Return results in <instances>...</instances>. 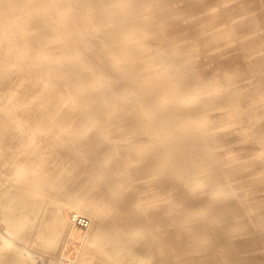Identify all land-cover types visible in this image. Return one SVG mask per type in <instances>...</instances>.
I'll list each match as a JSON object with an SVG mask.
<instances>
[{
	"label": "bare ground",
	"instance_id": "bare-ground-1",
	"mask_svg": "<svg viewBox=\"0 0 264 264\" xmlns=\"http://www.w3.org/2000/svg\"><path fill=\"white\" fill-rule=\"evenodd\" d=\"M207 1H209V0H185V3L182 5V7L175 8L176 6L175 7L173 6L171 0H139V1H136V0H0V65L2 66V68H4V70L3 69L1 70V74H0V100L3 97H5V98L7 97V99H8V97L11 96L12 93L13 94H14V92L16 93V91H14V89L12 88V84H13L12 79L14 77L13 75L15 74V69H16L14 67V64L16 66V64H19V63H16L17 62L16 59H15L16 62L13 61L14 59L12 57L14 55L11 57L10 54H14V51L12 53L11 48L23 47L24 49L27 50V49H29V47H31L30 50L32 49L37 55H39L40 56L39 58L41 59V61L44 60V61L49 62V69L48 70H50V75H53V73H54L55 76L62 78L63 83L67 84L66 90H64L62 93H61V91H62L61 90L60 91L61 94L57 95L58 97L55 96V93L52 94L57 98V101L55 99L56 103L54 102V100H52L53 98L50 99L49 97H47L48 94H46V97H47L46 100L47 101L50 100V102H51V100H52L55 104L63 103L64 101H68L65 103L70 104L72 101H71V99L69 101L68 98H73L74 99L73 101H75V102H76V99H80L84 102L85 108L88 107V108L94 109V112L92 111V113H91V111H90L87 113L88 116L85 114L86 116L84 117V120H82L84 122H80L79 120H81L82 118L81 119L79 118L78 121L80 123H82V127H80V126L75 127L74 126V127H71V129L68 131L69 133H67V132H66L67 134L64 133V134H66L65 136L67 138L64 136L62 139L59 140L56 137H53V138H56L57 140H59L58 141L59 144L62 143V141H66L67 142L66 144H69L68 148H70V152L73 155L74 162L76 164L82 163L78 159H76V157H86L91 161L92 168H93L92 173L99 183V189H100V192L103 194V198H104V199H102V197L100 195H98L101 198L97 199L99 197H96L95 195H93L91 200H86V202L83 204L85 207L84 208L81 205H79L76 200L68 198L66 196L63 197V201L65 204L67 203V206L69 204L70 206L75 208L76 211H80L82 213H84L83 211L85 210L86 213H88V214H86V213L85 214L88 216L90 215L89 216L90 224L85 227V228L88 227L90 230L89 234H87L88 238L84 235V237H86L88 239L87 244H86V246L82 244L83 246H85L84 250L82 249L83 254L80 256L77 255L79 257L80 263L86 264L87 258L89 256L91 257V255H94V256H92L93 258H91V259H95V256H96L97 259H95V261H93L94 264H128L127 261L123 260V258L118 259V260L115 259L116 261L113 262L114 260L111 258L113 260L112 261L109 257H111L113 254L115 255V253H117L116 251L123 250L124 247L126 250L125 254L127 255L129 253V255H130L131 252H134L139 247H141L142 250H147L148 247L149 248L151 247V249H152V246L155 247L157 244H159V243H157V244L155 243L157 236L155 234L156 229L153 225L155 223H160V225L163 224V226H164L165 223L177 222V220H176L177 218H176V215L174 212V201L173 202L168 201L166 203V205L164 207H162L160 209V211L157 213L154 211V207L152 205L150 208L148 206V209H145V207L141 208L142 207L141 205L145 202V200H148V193L147 192L138 193L139 191L134 192L131 190H135L134 186H132V185L136 184V185L140 186V187L138 186V188H137L135 185L136 189L142 191L143 187H145V185H144V182L140 181V179L147 182L150 180V178H152V176H155L154 174L158 173V175H160L162 173V171H164L162 164L163 163L165 164L166 161L170 162L171 167H172L176 163L175 157L177 158V156H176L177 154L180 156L179 158L181 161L183 159L184 161L187 162L189 171H194V170H197L199 168L201 169L202 166H204V169H207V171H208L207 172L208 174L205 175V178L208 179V181H209L208 184L212 186V189L222 191L229 198H230V196L234 197V199L232 198L233 201L235 200V201H237L236 203H238V204L240 203V205L244 206L246 214L250 216L249 217L250 219L252 218V221L257 219L258 209L259 210L263 209L262 208L263 206H260V205H262V203L264 202V199L255 198L254 194H253V197H250V198L247 197L248 192L246 193V191L248 188L251 189V187L248 186L251 183L247 185V183L250 182V180H248V182H246V179H245V181L241 180L243 175H244V174L242 175V172L240 170V167L242 166V165H240L241 159L243 158L242 155L243 156H244V154L250 155V153H252V151L251 152L246 151V150H250V149H248V148H251L249 146H248V148L245 146L246 149H242V145L243 144L247 145L248 143L245 144L244 141H243L244 143L239 141V146H241V147H239V149L241 148L240 149L241 151L244 150V152H242L244 154H241L240 157H242V158L240 159V157H239V161H237V164L234 162V164L232 163L233 164L232 166L223 164V159H225V157L222 158L223 156L220 153H222V152L224 153V151H222V150L220 151V150H218L219 148L215 147V146H217V145H215L218 143L217 141L221 140V139L217 140L218 136H220L219 138H222V136H223L226 139V136H224V132H223V130H226V129L223 128V130H222L221 128H218V129L222 130V131L220 130V132L217 131L218 130L217 128L213 129L214 125L218 124V123L213 124V123H215L213 121L215 119H217V117H218L217 121H219V119L220 120L222 118L225 119V117L229 115V114H227V110H224L223 112H222V110L220 111V108L217 107V104H218L216 102L217 100H211L209 98L204 100L201 98V96L198 95V98H199V100H201V103H200L199 108L198 109L196 108L197 111L199 110L198 113L200 112V113L204 114L205 116H208L210 119L212 117L213 123L212 122L211 123L213 125L208 122L209 123L208 128H211L210 125H212L213 130L207 129L206 128L208 126L207 124L205 125V124L199 123L200 120H198V122H188V123L186 122V125H187L186 127H190L192 129V131L189 134L191 137H193L194 139H202V138H208L209 139V140L201 141V144H198L196 146V147H199V149L202 148V150H199L197 148L196 150H194L193 152H190V153L183 152L181 150L183 147V143L178 140L177 133H176V131H174L175 128L172 126L173 123L174 124H176L177 122L180 123L179 121H177L175 119V116H177V115L188 116L190 113L193 112V108H189V106L187 105L186 99H184L185 98V95H184L185 92L182 91L178 86H176V84L184 82L187 79H188V81L189 80L191 81L190 83H192V82L196 83L199 81L204 82V81H207L208 78L213 76L219 80V84L221 86L217 85V87H219V88H217L215 91L213 90L212 93L218 92V94H220L222 96V90L225 91L224 92L225 96L234 102V105L230 110L235 111L237 108H241L244 110L243 114L240 115V113H239L237 115V117H239V118L234 117V118H237L235 120L236 122L239 121L238 119H241V121L238 122V125H237L238 127L234 126L233 128L242 127L241 122L245 120L243 122V124L246 123L244 125V127H246V125L249 126V127H247V131L243 127H242V129L239 128L240 130L244 131V132L242 131L244 137H245V134L246 135H249V134L252 135V133H253V135H254V133L255 134L257 133V136H256V139H257L258 134L264 133V132H260L261 130L264 131V128H263L264 127V121H261L263 119L259 120V118H260L259 116L261 114H263L261 112H263L262 110H264V108L262 107V104L264 106V103H263L264 102V80L260 79L262 77L264 78V76H263L264 74L262 75V72H264V0H240V2H241L240 4H235L231 8L230 7L225 8L223 11H221L216 16L215 21H212V22L209 19V17L207 16V12L204 10V8L203 9L202 8L194 9V11L191 14H189L190 10H191V9H189L190 7H193L194 5L197 6L199 4L204 6V5H206L205 2H207ZM212 1H215L216 3L221 2L220 0H212ZM246 2H249L250 4L253 5L252 13H248V14H252V16H250V17H246V15H241V11L243 10L244 4ZM46 3H48V5H46ZM50 3H51V5H49ZM148 4H150V5H148ZM141 5L147 6L145 14L147 16L153 18L156 21L157 26L158 25L161 26L162 24L164 25V24L172 23L174 26H176L174 28L176 33L178 32L180 34H185V35L188 33V34L193 35L191 37L192 42L191 41H184L185 43L191 42V43H188V45H186V44H183V42L180 43V42H177L175 40L174 41L172 40V42H171L170 38L166 35V33H163L162 36H158L156 34H150V32L155 29V28L153 29V27L151 30L143 33V35L140 34L135 29V27L132 23V21L134 19L128 18V17H129V14H132V13L138 11L139 8L141 7ZM152 5L153 6L158 5V8H153ZM232 11L234 12V14L231 16L230 12H232ZM234 16L239 19L238 22H232V19L234 18ZM247 18H252V19L248 20ZM99 21L101 23H106L107 30L105 31V35L102 39L101 45L95 46V45L89 43V38H90V34H92L94 32L95 24ZM213 22H215L214 25H212ZM212 28H214V29L211 30ZM3 32H4V34H3ZM146 33H148V34H146ZM173 34H175V33H173ZM1 35H3V37ZM2 39H6L7 43H9L11 48H8L9 46L6 47L5 45H8V44L3 42ZM179 39H181V38H179ZM179 39H177V40H179ZM188 40H190V37L188 38ZM223 47L224 48L225 47H231L232 48V52H231L230 56H228L227 54L220 53V51L222 50ZM17 51H18V49H17ZM33 51H30L31 53L29 52L30 55L33 53ZM74 51L78 52V54L75 53ZM57 52L60 53V54H58V56L61 55V57L59 56L58 59H55V58L51 59V57L55 56V54ZM27 53H28V51H27ZM19 54H21V51ZM27 55H29V54H27ZM129 55H135V59L132 62L127 61V60L134 58V57L128 58ZM16 56H17V54H16ZM26 57H25V59H26ZM32 57L33 56H31V58ZM183 57H186V61L183 63V67H185V66L187 67L188 65L189 66L186 69H184L181 72V74H188L189 76H186V75L177 76V75L170 73L169 70L175 66L174 61L176 62V64H177L176 67L178 68L179 62H182V59L185 60ZM80 58H82V59L80 60ZM29 59H30V57H29ZM20 60H21V58H20ZM22 60H24V59L22 58ZM54 60L57 62L58 66H59V62L61 63L60 67H58L55 64V66H57L60 69L57 70V68H55L54 65L51 64V62L53 63ZM82 60L85 61L83 63L84 65H82ZM223 60L226 61V63H222ZM38 61H40V60H38ZM19 62L21 63V61H19ZM25 63H27V62H25ZM143 66H145V68L151 67L152 70H156V71L152 72V70H151V71L147 72V74H145L143 72V74H140L139 77H138V75L133 74L134 71H137L138 69H142L141 67H143ZM22 68L19 67L20 70ZM227 68H230V73H225V69H227ZM34 69H32L33 72L31 70V73H33V74L35 73ZM4 71H6V73H4ZM190 71H192V72H190ZM21 72H22V70H21ZM23 72H24V69H23ZM36 73H37V71H36ZM253 73H255V75H253L251 77V74H253ZM28 74H30V73H28ZM17 76L15 74V77H17ZM175 76H177V78H175ZM20 77H21V75H20ZM23 78H25V77H23ZM28 78L29 77L27 76L25 79H28ZM39 78H40V76H39ZM16 79L17 78H15V80ZM3 80H4V82H3L4 84H1V81H3ZM18 80H19V78H18ZM37 81H38V79H37ZM55 81H57V80L55 79ZM234 82L235 83L237 82L238 84L236 83L237 85H234L233 84ZM25 83H27V81ZM18 85H20V84H18ZM21 85L24 86L26 84H21ZM63 85L64 84H62V86ZM199 85H197L196 87L198 88ZM208 85L201 86L200 88L206 89L205 86H208ZM187 86H189V85H187ZM20 87L18 86L17 88H20ZM17 88H16V90H17ZM23 88H25V86ZM185 88H187V87H185ZM59 89H60V87H59ZM189 89H190V87H189ZM207 89H208V87H207ZM214 89H215V87H214ZM20 90H22V89H20ZM25 90H26V88H25ZM28 90L29 89L27 88V91ZM49 91L51 92V90H49ZM190 91H193V90L191 89ZM20 92H21L20 94H24L25 91L23 92V90H22ZM45 93H48V91ZM16 94L14 95L15 97H16ZM197 94H199V93H196V95ZM27 95H28V93H27ZM27 95L25 94V96H27ZM49 95H50V93H49ZM18 97H19V95H18ZM205 97L207 98V96H205ZM21 98L23 99L24 97H22V95H21V97L19 99L21 100ZM179 98H180V100H179ZM220 99H222V98L220 97ZM20 100L18 103H20ZM23 100H21V101L23 102ZM43 100H45V99H43ZM8 101H9V99H8ZM25 101H27V100H24V102ZM2 102H1V104H3L5 101L3 103ZM11 103H13V102H11ZM1 104H0V106H1ZM6 104H7L6 108L5 107L3 108L4 111L0 110V147H2V146L6 147V146H9L10 144H12V146H14V144H16L15 147L21 146L22 150H24L23 146H25V149L29 146L28 144H27L28 146H26L25 142H26L27 136H29V135H27V133L30 132L31 130L28 129L29 131H26L27 128L30 127V126L28 127V125H27L29 123V121H28V123L26 122L27 124L24 123L27 125V127H26V125H25V127H23L20 124L23 123V120L24 121H27L28 119L30 120V118H28V109L29 108L25 107V109H23V111L20 112V115L22 116V119H23V120H21V119H19L20 115L19 116L17 115L18 119L15 118L16 116L13 117L14 114L16 115V113H14L15 110L17 109L16 112H18V110H20V108L19 109L14 108L15 110H14V112H13L14 114L12 116L11 113L5 111V109L8 111L10 110L9 108L7 109L9 104L8 103H6ZM20 104H18L17 106L19 107ZM214 104H215V107H217V109H219V110H217L219 112L211 111ZM2 106H4V105H2ZM25 106H27V105H25ZM29 106H30V104H29ZM29 106H27V107H29ZM43 106H45V105H43ZM13 107H10V108H13ZM21 107L23 108V105ZM30 107L33 108V106H30ZM46 107H47V104H46ZM51 107L49 108L50 110H51ZM55 107H57V105ZM73 107H75V105ZM261 107H262V109H261ZM36 108H38V105ZM36 108L34 107V109H36ZM67 108H68V105H67ZM41 109L39 110L40 112L46 108L44 107V109H42V110ZM82 109H84V107ZM86 109H85V111H86ZM52 111H54V110H52ZM63 111H65L66 113L60 114L59 117H57V118H59L58 120H61V123H60V121H58L59 123L56 125L57 126L56 128H58V125L59 126L61 124L64 125L65 122L68 123L66 120L67 114H69L70 112L71 113L69 114V116L72 114V112H73V114L71 116H74V114H75V112L71 110V107L68 111L69 113L67 112V110H63ZM259 111H260V113H259ZM31 112H29V113L31 114ZM40 112H38V113L40 114ZM45 112H44V114H45ZM224 112L226 113V115L224 114ZM49 113H51V112H49ZM39 114H38V116L48 115V114H45V115H43V114L39 115ZM77 114H78V111H77ZM223 114L225 115V117ZM256 114L257 115L260 114V115H258V117H254V115L257 116ZM106 115L108 116V118L106 117ZM109 115L112 118H114V116H115L114 119H116L117 124H118V125L114 126L116 128V132H109V134L105 135L104 137H98L97 135H86L85 134L86 132L83 131L84 127L85 128L92 127L91 129H94L95 132H100V131H103L104 129H111L113 127V125L108 124V121H106L108 119L110 120L111 117H109ZM222 115H223V117H222ZM232 115L233 114H231L229 121H230L231 117L233 118V116L235 114L233 116ZM105 118H107V119H105ZM35 119H33V120L35 121ZM40 119H41V117H40ZM255 119H258L259 121L255 120ZM36 120H39V118H37ZM127 120H130V121H127ZM39 121L41 122V121H43V119L39 120ZM113 121L114 120H112V122ZM226 122H228V118H227ZM109 123H110V121H109ZM231 123H233L235 125L233 120ZM37 125H38V121H37ZM37 125H35L36 128H37ZM43 126L45 127L44 124H43ZM43 126H41V127H43ZM64 126H62V127H64ZM120 126H121V128H120ZM122 126H125V127L127 126L128 132H130L129 128L131 129L132 127L136 126L134 130H132L133 128L131 129V131L133 133H129V134H137L139 131H141V129L139 127L142 126V127H144L145 130H148V132H147L148 136L147 137L150 136L149 137L150 139L148 138L149 140H147V142L143 139L141 140V141H143V145H144V148L142 146V148H143L142 149L143 151L141 150L142 153L136 152V154H137L136 156L141 158V159H139L140 162L138 164H136L137 170L135 169L136 173L139 175V177H137L138 175L136 176V174L134 172H132L130 169L127 170L128 172L131 171V174L127 173V174H130L129 175L130 177L128 176L130 181L134 175H135V178H137V179L139 178L138 182L137 181L134 182V178H132V182H131L132 185L128 184V183H130V181L127 180V175H124V173L127 171H125L124 173L118 172L114 165L108 164L107 161L104 160L105 157L110 155L111 151L116 146L112 140L114 134H117L118 132H120V133L125 132L126 129L123 128ZM261 126L263 129L261 128ZM41 127H39V128H41ZM45 128H47V126ZM252 128H254L256 130V132H253L254 129H252ZM47 129H45V131H47ZM239 129H238L239 133L237 134V136L240 134L241 137L240 136H238V137H240L239 139H241L242 133H240L241 131ZM251 129H252V132H251ZM42 130H44V129H42ZM42 130H40V131L42 132ZM231 130H229V131L231 132ZM248 130H250V131H248ZM34 131H36V130H34ZM61 131L62 130L60 129V131H58V133ZM213 131L218 132L217 137L214 136V139L217 138V139H215V142H213L214 139L212 138L213 137L212 136ZM235 131L236 130H234V132ZM128 132H125V133H128ZM210 132H212V133H210ZM221 132H223L222 135H220ZM232 132H231V134H232ZM34 133H37V132H34ZM42 133H40V134H42ZM62 133H59V134L63 135ZM43 134H45V133H43ZM59 134H58V136H61ZM210 134H212V135H210ZM228 134H225V135L228 136ZM34 135H36V137H38V139H39V137L41 138V136H42V135L37 136V134H34ZM237 136L235 138H237ZM231 137H232V135H231ZM30 138L32 139V137H30ZM33 138H34V136H33ZM42 138L45 139L44 137H42ZM243 138L241 140H244ZM34 139H32V140L35 141ZM38 139L36 140V142L37 141L42 142L41 140H38ZM46 139L48 141V139H50V138H46ZM225 139H223L224 142H225ZM229 139H230V136H229ZM259 139H263V138L259 137ZM238 140L233 139L232 143H231V139L228 140V137H227L225 143L228 146L231 145L230 146L231 148L229 147L228 149L234 148V142H236L235 144L238 145V143H237ZM51 141L52 140H50V143L54 142V141H52V142ZM149 141H151V142H149ZM152 141H153V143H152ZM257 141H259V140L257 139ZM260 141L256 142V148L255 149L259 148L257 150H260V148L264 144V142H263L264 140L261 141L262 143ZM224 142H221V143H223V145H224L225 144ZM63 143H65V142H63ZM146 143H147V145L148 144H150V145L147 147ZM213 143H215V144H213ZM259 143H260V145H259ZM36 144H38V143H36ZM40 145H43V147H44L45 146L44 141ZM63 145H65V144H63ZM200 145H204V147L203 146L200 147ZM221 145L222 144H220V146ZM67 146L68 145H66V147ZM9 147H11V146H9ZM41 147H39V148H41ZM235 147L237 148L236 145H235ZM33 148H35V147H33ZM77 148H79V150H76ZM7 149H8V147H7ZM225 149L226 148H224L223 150H225ZM251 149L254 150L253 148H251ZM1 150H2V148H1ZM1 150H0V176L2 175L4 177V175H5V177H7L8 182L7 183L5 182L4 184L0 183V207H4V208H1V210L4 209V214L2 213L3 214L2 219H4L8 223H11V221H13L14 217L16 216V213H15L16 212V210H15L16 204L8 207V200L11 197L13 198V196H17L18 197L17 199H19V200L22 199L21 201L24 200L25 205L26 204H28V205L29 204H39V203L41 205L42 204L41 203L42 198L44 197V195H46L45 192L48 193L49 192V191H47L48 188L49 189H51V188L48 187L47 190L44 189L43 185H46L44 183L46 181H48L49 177L46 180L44 179V176H42V174H41V172H43L42 171L43 169L41 170L40 166L39 167L37 166L38 167L37 171H38V169L41 170L40 172H38V174H41V175L36 174L35 171H34V173L33 172L31 173V171H30V170H32V168H34L37 165L38 161L36 163L34 162L35 165H33V167H32V163L35 159L34 160L31 159L30 162L33 160L32 163L30 164V162H29V164H28V165H31V169L30 170L26 169V167H28V168H30V167L26 166L27 163H25V162L27 160H29L31 158L30 156H33V154L26 156L29 153L24 151L26 153L24 159H26V157H30V158L27 160H24L25 162L23 161V159H21V161H23L26 164L25 165L23 163V165H25V168H24V170H22L21 168H23V167H21L19 164V168L20 167L21 168L18 169L17 171H15L16 168L13 169L14 166H11V164H12V161H14V159L17 158L19 151H17V152L12 151L11 153H8L9 152L8 151L7 152L8 154H6V153H3L4 150L3 151H1ZM27 151H28V149H27ZM35 151H37V150H35ZM44 151L48 152V149H47V151L43 150L42 151L43 153L40 152L41 154H43L42 155L43 157H44ZM241 151H239V152H241ZM262 151H264V150H262ZM24 152H23V154H24ZM245 152H248V153H245ZM253 152L256 153L255 151H253ZM259 152H261V151H259ZM33 153H34V150H33ZM38 154H39V152H38ZM194 154H198L200 159L205 158V159L209 160V162L206 160L207 163L204 162V164L206 163L205 164L206 166H208V164L210 163L209 167L206 168V166L202 163V161H204V160H202V159H201L202 161H199L198 159L196 160L195 158H198V156L196 155V157H194ZM225 154H226V152H225ZM251 155L254 156V157L252 156L254 159V158H256L257 154L254 155L252 153ZM37 156H33V158L37 157ZM47 156H45V157L47 158ZM225 156L227 157L228 155L226 154ZM36 159H38V157ZM253 159H252V161L254 163L258 162L257 160L255 161V159L254 160ZM39 160H41V159L39 158ZM44 160H45V158H44ZM252 161H251V163L248 161V163H250L249 166L252 164ZM211 163L215 164L216 166L213 164H212L213 165L212 166ZM238 163H240V164H238ZM21 164H22V162H21ZM40 164H42V163H40ZM201 164H203V165L200 166ZM246 164L244 163V166ZM38 165H39V163H38ZM48 165H50V164H48ZM237 165H239V166H237ZM259 165L261 166L262 164H259ZM15 166H18V165H15ZM44 167H46V166H44ZM179 167H180V165L175 167L174 169H177V171L182 174L181 171L183 170V168L180 169ZM258 167L259 166H257V168ZM257 168L255 167L256 170H257ZM261 168H263V167H261ZM261 168L259 167V169L257 171H261ZM25 169L27 171H29V172H27V174L25 172H23V171H26ZM208 169H210V170H208ZM255 169H254V167H252V170L255 171ZM49 170H47L46 172H49L51 174V172H50L51 170L50 171ZM52 170H53V168H52ZM132 170H134V169H132ZM20 171H22V174L23 173L24 174L23 175L21 174L20 175L21 177L19 178L18 176L20 174ZM183 173H185V171ZM46 174H48V173H46ZM50 174H48V176ZM245 175H247V174H245ZM3 179L5 180V178H3ZM182 179L186 183H185V185L183 184V186H180V188L183 187L182 188L184 190L183 195H186V198L188 199L189 202L192 203V205L196 206V204H199L201 206L200 207L201 210L204 209V211H206V210H209L212 208V207L210 208L211 204H214V202L218 203V201H215L216 200L215 198L212 200H208L207 199L208 196H206V198H204L205 196L203 197V196H200V194H199L200 197H195L193 192L195 190H197V187L193 184V182L190 181L188 176L186 177V174L182 176ZM258 179H259V177H258ZM46 183H49V181ZM253 184H254V182H253ZM127 185H129L128 186L129 188H130V186H132L131 188H133V189L129 190ZM46 186H45V188H46ZM215 186H219V187L215 188ZM191 191H193L192 194H191ZM252 193H254V192H252ZM206 194H208V193H206ZM249 194H250V190H249ZM197 196H198V194H197ZM134 197L135 198H141V200L138 199V201H135ZM14 198H16V197H14ZM99 200L102 202H105L104 204H102L103 206L100 205L101 210L99 209V207L95 208L96 205L100 204ZM261 200H263V202ZM226 201H227V199H226ZM56 203H54V204H56ZM139 203H141V204L139 205ZM230 203H234V202L229 201V204ZM225 204H226V206L230 207V205L228 203H225ZM215 205H217V204H214V206ZM60 206H62L61 203L58 207L60 208ZM217 207L220 208V206H217ZM67 209H65V206H64V209L62 207V209L57 208V210H56V208L53 209V207H52L51 210L48 209V211L43 215V218L41 221L42 226H40V230L38 232V234L41 236V240H42L41 243L49 244L50 242H53L54 240L56 241V238L59 237L58 235L61 232L63 233V231H64L63 229H64L65 225L67 223H70V221H71V220L67 221ZM214 209H215V207H214ZM221 209L226 210L225 205H222ZM215 210H217V209H215ZM215 210H210V211L212 212ZM220 210L215 211L214 216L210 215L212 217H211V219L209 218V222L207 221V223H206V224L210 223V225H211L210 227L214 228L216 231V233H214V234H217V235H222V234H220V232L218 230V229H220V225H219L220 223H218V221H217L218 217L223 215L222 213H219ZM263 210H262V213H263ZM68 211H70V210H68ZM233 211L235 212V210H233ZM237 211L238 210H236V212ZM260 212L261 211H258V214H259V216H260V214L262 216V213H260ZM151 213L153 214L152 217H151ZM240 213H242V215H244L243 214L244 212L241 211ZM209 214H211V213H209ZM225 214H226V212H225ZM93 215L95 216V218H93ZM241 216H240V219H241ZM226 217H228V216H226ZM235 217H236V215H235ZM153 218H155V219H153ZM232 218H234L233 213H232ZM51 219H53V221ZM91 219H92V222H91ZM262 219H263V216L261 217L260 220H262ZM220 220H221V218H220ZM226 220H228V219H226ZM229 220H230V218H229ZM245 220H246V217H245ZM223 221H221V222H223ZM237 221H239V220H237ZM240 221H243V219ZM259 222L260 221H258V223ZM22 223H23V220L21 218H19V220H17V222H16V226H19V228H21ZM171 223H169V229H170ZM239 223H241V222H239ZM242 223H243V225L240 229L245 228L246 225H248V223L245 224L246 223L245 221H243ZM251 223H253V222H251ZM258 223L256 225H258ZM174 224H176V223H174ZM222 224L223 223H221V226H223ZM261 224L262 223L260 222V225ZM72 225L76 226L73 223H72ZM166 225H168V224H166ZM166 225L163 228H167ZM228 225H230V224H228ZM191 226H193V225H191ZM191 226L185 228V230H184V233L186 234L185 251H188L190 253L198 251V252H200V254L198 253L200 257H203L204 254L206 256V253H204V249H206L207 245L208 246H209V244L211 245V243H209V240H208V239H211V238H209L210 235L204 233V230L207 226L205 227L202 223L201 226H203L205 228L203 230H201V228H203V227L200 226L201 228L199 230L197 229V231L192 230ZM194 226H196V225H194ZM236 226H237V224H236ZM76 227L78 228V226H76ZM260 227H261V230H259V231L264 230V229H262L263 226H260ZM70 228L72 229L73 227H70ZM172 228H174V226ZM193 228H195V227H193ZM254 228H255V226H254ZM79 229H80V227L78 228V230ZM221 229H222V227H221ZM230 229L232 230L233 228L230 227ZM78 230L76 229V231H78ZM86 230H88V229H86ZM172 230H174V229H172ZM242 230H244V229H242ZM255 230L258 231V229H255ZM176 231H178V230L176 229ZM233 231H232V233H233ZM253 232H254V230H253ZM169 233H170V231H169ZM172 233L176 234L173 231L170 233V235ZM260 233H263V231ZM63 234H65V233H63ZM68 234H69V232H68ZM200 234H202V236ZM76 235H77V233H75V236ZM81 235L83 237V234H81ZM176 235H178V234H176ZM228 235H229V233H228ZM258 235H260V234H258ZM258 235L256 237L257 239H258ZM134 236H135V238H134ZM254 236H256V235H254ZM174 237H175V235H174ZM249 237H251V236H249ZM262 237H264V235L263 236L261 235V237H259L258 240L262 239V241H264ZM171 238H173V236ZM215 238H217V237H215ZM218 238H219V236H218ZM240 238H241V236H240ZM7 240L8 239H6V238H4V240H2V241L0 240V248H4V250L8 251L13 246H11V244L8 243ZM77 240H78V238H77ZM83 240H82V242H83ZM164 240H166V239L164 238ZM168 240H166V241H168ZM76 242H78V241H76ZM79 242H80V240H79ZM250 242H251V240H250ZM254 242H255V240H254ZM168 243H170V242H168ZM257 243H260V241ZM260 244H259V246H260ZM162 245H163L162 246V248H163L166 245V243H165V245L164 244H162ZM79 246H81V245L79 244ZM212 246H214V245H212ZM218 246H219V244L217 245V247ZM263 246H264V243H263ZM160 247H161V245H160ZM173 247H175V246L173 245ZM245 247H247V246H245ZM167 248L169 249L170 247H165V250L164 249L163 250L166 251ZM218 249H219V247H218ZM223 249H222V251H223ZM260 249H261V247H260ZM160 250L162 251V249H160ZM207 250H206V252H207ZM245 250H247V249H245ZM81 251H78V252H81ZM113 251L115 253H113L111 256H109V254L112 253ZM154 251H156V249H154ZM164 251H163V253H164ZM212 251H214L215 253L218 252L217 249L212 250ZM261 251H263V250H261ZM120 252L121 253H119V252L118 253L122 254V251H120ZM149 252L153 253L152 250ZM170 252H173V250ZM210 253H208V254H210ZM238 253H240V252H238ZM0 254H1V252H0ZM153 254H155V252ZM223 254H224V252H223ZM6 255H5V253H3V255L0 256V263L1 264H2V261H4V260H7V264H28V261L26 258L14 257V256H10V255L6 256ZM225 255H226V253H225ZM155 256H157V255H155ZM210 256H211V254H210ZM221 256H222V254H221ZM171 257H172V255H171ZM214 257L212 258L213 260H214ZM217 257H215V258H217ZM58 258H59V256H58ZM115 258H116V255H115ZM251 258H252V256H251ZM263 258H261V260ZM161 260H163V259H161ZM220 261H221V259H220ZM90 262H91V260H90ZM157 262L158 261H156L155 263H157ZM204 262H207V261L204 260ZM257 262H258V259H257ZM41 263L46 264L45 261H43ZM49 264H59V263H55L54 261H50ZM64 264H72V263L70 261H67ZM159 264H164V262L163 263L159 262ZM171 264H172V262H171Z\"/></svg>",
	"mask_w": 264,
	"mask_h": 264
},
{
	"label": "rangeland",
	"instance_id": "rangeland-1",
	"mask_svg": "<svg viewBox=\"0 0 264 264\" xmlns=\"http://www.w3.org/2000/svg\"><path fill=\"white\" fill-rule=\"evenodd\" d=\"M136 1H139V0H136ZM172 1V4H173V6L175 7V8H178V7H182V5L185 3V0H171ZM221 2H215V1H212V0H209V1H207V2H205V4L206 5H204V6H202L201 4H199V5H194L193 7H190L189 9H191L190 10V13L189 14H191L193 11H194V9H199V8H204V10L207 12V16L209 17V19L211 20V22L212 21H215V18H216V16L221 12V11H223L225 8H228V7H233L235 4H240L241 2H240V0H220ZM52 2V1H51ZM46 5H48V3H46ZM49 5H51V3L49 4ZM148 5H150V4H148ZM152 7L153 8H158V5H152ZM146 9H147V6H144V5H141V7L139 8V10L138 11H136V12H134V13H132V14H129V17L128 18H132V19H134L133 21H132V23H133V25H134V27H135V29L140 33V34H142L143 35V33H145V32H147V31H149V30H151L152 29V27H153V29L154 30H152L151 32H150V34H156V35H158V36H162L163 35V33H166V35L170 38V41L172 42V40L174 41H177V42H180V43H182L183 42V44H186V45H188V43H191L192 42V36L193 35H191V34H180V33H176V31L174 30V28L176 27V26H174L172 23H170V24H160L161 26H157V23H156V21L153 19V18H151V17H149V16H147L146 14H145V11H146ZM242 10V9H241ZM252 10H253V5L252 4H250L249 2H246L245 4H244V8H243V10L241 11V15H246V17H250V16H252V14H248V13H252ZM234 14V12L232 11V12H230V15L232 16ZM248 20H250V19H252V18H247ZM153 21V22H152ZM239 21V19L237 18V17H235L234 16V18L232 19V22H238ZM215 24V22H213L212 23V25H214ZM234 24V23H233ZM155 26V27H154ZM97 29V30H96ZM214 28H212L211 30H213ZM107 30V28H106V23H101L100 21L99 22H97L96 24H95V26H94V32L92 33V34H90V38H89V43L90 44H93V45H95V46H99V45H101V43H102V39H103V37H104V35H105V31ZM175 31V32H174ZM168 32V33H167ZM173 33H175V34H173ZM3 34H4V32H3ZM146 34H148V33H146ZM177 34V35H176ZM2 37H3V35H1ZM177 36V37H176ZM175 37V38H174ZM190 37V40H188V38ZM179 38H181V39H179ZM177 39H179V40H177ZM3 40V42H5V43H7V41H6V39H2ZM184 41H191V42H184ZM8 45H5L6 47H8V48H11L10 47V45H9V43H7ZM14 47V46H13ZM21 48V49H20ZM30 48L31 47H29V49H24L23 47H15V48H11V50H12V53H13V51H14V54H10L11 55V57L14 59L13 61L14 62H16V63H19V64H16V66H15V64H14V67L16 68H14L15 69V74H16V76L17 77H15V74L12 76L13 77V79H12V88L14 89V91H16V93L14 92V94L12 93V95L11 96H9L8 97V99H9V101H8V99H7V97L5 98V97H3L1 100H0V104H1V102L3 101H5L6 103H8L9 105H8V107H7V109L9 108L10 110L8 111V110H6L5 109V111H7V112H9V113H11L12 114V116H13V114L14 113H16V115L14 114V116L13 117H15V118H17L18 119V117H17V115L19 116L20 115V112H22L23 111V109H25V107L26 108H29L28 109V118H30V120L28 119L27 121H24L23 119H22V116L20 115V117H19V119H21V120H23V123H21L20 125L21 126H23V127H25V125L28 123V121H29V123L27 124L28 125V127L29 128H27V130L26 131H29V130H31L30 132H28L27 133V135H29V136H27V139H26V142H25V145L26 146H28L26 149H25V146H23V149L24 150H22V147L21 146H16L15 147V145L16 144H14V146H12V144H10L9 146H11V147H9V146H6V147H4V146H2V147H0V150H1V148H2V150L1 151H3V153H6V154H8V153H11L12 151H15V152H17V151H19V153H18V156H17V158L16 159H14V161H12V164H11V166H14L13 167V169L14 168H16L15 169V171H17L18 169H20L21 167H23V168H21L22 170H24V168H25V163H27V165L26 166H29L30 168H28V167H26V169L27 170H30L31 169V165H28L29 164V162H30V160L31 159H35L34 161H33V163H32V161L30 162V164L32 163V167H33V165H35L34 164V162L36 163L37 161V165L34 167V168H32V170H30L31 171V173L33 172L34 173V171H35V173L36 174H38V172H40L42 169V171L44 172H41V174H42V176H44V179L46 180L48 177V181H49V183H46V182H48V181H46L44 184H48L47 186L46 185H43L44 186V189L45 190H47V188L48 187H50L51 189H49L48 188V190L47 191H49L48 193L47 192H45V194L46 195H44V197L42 198V204L40 205V203L39 204H24V200L23 201H21L22 199H17L18 197L17 196H13V198L11 197L9 200H8V207H10L11 205L13 206L14 204H16V216L14 217V219H13V221H11V223H8V222H6L4 219H2L3 218V214H4V209H2L1 210V208H4V207H0V240L2 241V240H4V238H6V239H8L7 240V242L8 243H10L11 244V246H13L10 250H4V248H0V252H1V254H0V256L1 255H3V253H5V255L6 256H14V257H23V258H26L27 259V261H28V264H39V263H41V262H43V261H45V263L46 264H49V262L50 261H54L55 263H59V264H64L65 262H67V261H70L72 264H84V263H80L79 262V257L78 256H80V255H82L83 254V250H84V247L86 246V244H87V238H88V235L87 234H89V232H90V230H89V228L87 227V228H85V227H80V229L78 230V228H79V226H78V228L76 227V226H74V225H72V223H71V221H70V217H69V215H70V212L71 211H73V210H75V208H73L72 206H70L69 204H68V206H67V203L65 204L64 203V201H63V197L64 196H66V197H68V198H71V199H74V200H76L77 202H78V204L79 205H81L82 207H84V203L86 202V200H91V198L93 197V195H95L96 197H99V198H97V199H100L101 197H102V199H104L103 198V194L100 192V189H99V183H98V181H97V179L94 177V175H93V168H92V163H91V161L88 159V158H86V157H76V159H78L80 162H82L81 164H76L75 162H74V157H73V155L71 154V152H70V148H68L69 147V144H66L67 142L66 141H62V143H58V141L60 140V139H62L67 133H69L68 131L71 129V127H82V123H80V122H84V121H82V120H84V117L87 115L88 116V112H90L91 111V113H92V111L94 112V109L93 108H88V107H86L85 108V104H84V102L82 101V100H80V99H76V102L78 103H76L75 101H73L74 99L73 98H68V100L70 101V99H71V103L70 104H68V103H65V102H68V101H64L63 103H58V104H55L56 103V101H57V98L56 97H58L57 95H59V94H61L64 90H66V88H67V84L66 83H63V80H62V78L61 77H58V76H55V74L53 73V75H50V70H48L49 69V62H47V61H41V59L39 58L40 56L39 55H37L32 49L30 50ZM16 51H15V50ZM17 49H18V51H17ZM20 51H21V54H19L20 53ZM24 51V52H23ZM27 51H28V53H27ZM30 51H33V55L31 54L30 55ZM30 52V53H29ZM75 53H77L78 54V52H76V51H74ZM231 52H232V48L231 47H223L222 48V50L220 51V53H222V54H227L228 56H230V54H231ZM17 54V56H16V54ZM23 53V54H22ZM19 54V55H18ZM27 54H29V55H27ZM58 54H60L59 52H57L56 54H55V56H52L51 57V59H58L59 58V56L61 57V55H59L58 56ZM16 56V57H15ZM21 56V57H20ZM27 56V57H26ZM31 56H33L32 58H31ZM35 56V57H34ZM58 56V57H57ZM25 57H26V59H25ZM29 57H30V59H29ZM57 57V58H56ZM117 57V56H116ZM115 57V58H116ZM132 57H134L133 59H130V60H127V61H129V62H132L134 59H135V55H129V57L128 58H132ZM20 58H21V60H20ZM22 58L24 59V60H22ZM185 60H183L182 59V62H179V65H178V68L176 67L177 66V64H176V62L174 61V63H175V66L173 67V68H171L169 71H170V73H172V74H174V75H177V76H179V75H181V76H183V75H186V76H189L188 74H181V72L184 70V69H186L187 67L185 66V67H183V63L186 61V57H183ZM15 59H16V61H15ZM19 59V60H18ZM50 59V60H51ZM82 58H80V60H81ZM28 60V61H27ZM32 60V61H31ZM38 60H40V61H38ZM19 61H21V63L19 62ZM23 61V62H22ZM30 61V62H29ZM52 61V60H51ZM50 61V62H51ZM191 61V60H190ZM13 62V63H14ZM25 62H27V63H25ZM85 61H83L82 60V65H84L83 63H84ZM25 63V64H24ZM178 63V62H177ZM222 63H226V61H224L223 60V62ZM34 64V65H33ZM51 64H53L54 65V67L55 68H57V70L58 69H60V68H58V67H60V65H61V63L59 62V66L57 65V62L54 60L53 61V63L51 62ZM55 64L58 66H55ZM20 65V66H19ZM30 65V66H29ZM28 66V67H27ZM34 66V67H33ZM19 67L20 68H22L21 70H22V72H23V69H24V72L22 73L21 72V70L19 69ZM25 67V68H24ZM32 67V68H31ZM27 68V69H26ZM35 68V69H34ZM142 69H138L137 71H134L133 72V74H135V75H138V77H139V75L140 74H143V72L145 73V74H147V72H149V71H151L152 70V68L151 67H148V68H145V66H143V67H141ZM4 70V68H2V66L0 65V74H1V70ZM32 69H34V71H35V73H36V71H37V73L34 75L33 73H31V70ZM259 69V68H258ZM20 70V71H19ZM26 70V71H25ZM29 70V71H28ZM52 70V69H51ZM154 71H156V70H152V72H154ZM18 74H17V73ZM20 72V73H19ZM32 72H33V70H32ZM190 72H192V71H190ZM4 73H6V71H4ZM28 73H30V74H28ZM41 73V74H40ZM225 73H230V68H227V69H225ZM21 75V77H20V75ZM28 74V75H27ZM40 74V75H39ZM264 74V72H262V75ZM25 75V76H24ZM40 76V78H39V76ZM253 75H255V73H253V74H251V77L253 76ZM29 77L28 79H25L26 77ZM31 76V77H30ZM42 76V77H41ZM177 76H175V78H177ZM264 76V75H263ZM23 77H25V78H23ZM58 79H57V78ZM262 77V76H261ZM15 78H17L16 80H15ZM18 78H19V80H18ZM179 78V77H178ZM37 79H38V81H37ZM55 79L58 81H55ZM260 79H262V80H264V78L262 77V78H260ZM36 80V81H35ZM52 80V81H51ZM61 80V81H60ZM22 81V82H21ZM27 81V83H25ZM4 82V80L3 81H1V84H4L3 83ZM17 82V83H16ZM189 82V83H188ZM191 81L189 80L188 81V79L186 80V81H184V82H181V83H177L176 84V86H178L182 91H184L185 92V98L184 99H186V102H187V105L189 106V108H193V112L192 113H190L188 116H182V115H177V116H175V119L177 120V121H179L180 123H176V124H172V126L175 128H173L174 129V131H176V133H177V136H178V140L180 141V142H182L183 143V147H182V151L183 152H185V153H190V152H193L194 150H196L197 148L199 149V147H196L198 144H201V141H204V140H209L208 138H202V139H194L193 137H191L189 134H190V132L192 131V129L190 128V127H186L187 125H186V122L188 123V122H198V120H200L199 121V123H201V124H207L208 126L206 127L207 129H210V130H213V129H215V128H221L222 130H223V128H225L226 130H223V132H224V136H226V139H227V137H228V140H230L231 139V143H232V140L233 139H239L240 137H241V135L239 134L238 136H240V137H238L237 136V134L239 133V131H238V129L240 128V129H242V127L243 128H245L246 129V131H247V127H249V126H247L246 125V127H244V125L246 124H243V122L245 121H242L241 123H242V127H239V128H237L238 126V122L239 121H241V119H238L239 121H235L237 118H239V117H237V115L240 113V115L241 114H243L244 113V110L243 109H241V108H237L235 111H232V110H230L232 107H233V105H234V102L231 100V99H228L226 96H225V94H224V92L225 91H223L222 90V96L220 95V94H218V92L217 93H212V91L214 90H216L217 88H219V87H217V85L218 86H221L220 84H219V80L216 78V77H213V76H211L210 78H208V80L207 81H202V82H196V83H190ZM206 82V83H205ZM202 83V84H201ZM237 83V82H236ZM235 82L233 83L234 85H237ZM18 84H20V85H18ZM21 84H26V85H24L25 86V88H26V90H25V88H23L24 86L23 85H21ZM52 86H51V85ZM57 84V85H56ZM60 84V85H59ZM62 84H64L63 86H62ZM180 84V85H179ZM199 85L198 86V88L196 87L197 85ZM209 84V85H208ZM20 87V88H17L18 86ZM29 85V86H28ZM187 85H189V86H187ZM204 85H208V86H205L206 87V89H207V87H208V89L206 90L205 88H200L201 86H204ZM213 85V86H212ZM51 86V87H50ZM187 87V88H185V87ZM59 87H60V89H59ZM184 89H183V88ZM189 87H190V89H189ZM194 87V88H193ZM214 87H215V89H214ZM16 88H17V90H16ZM27 88L30 90H28L27 91ZM49 88V89H48ZM51 88V89H50ZM54 88V89H53ZM56 88V89H55ZM20 89H22L23 90V92H24V94H20L21 92L20 91H22V90H20ZM58 89V90H57ZM193 90V91H190V90ZM198 89V90H197ZM48 91V93H45V92H47ZM49 90H51V92L49 91ZM62 90V91H61ZM197 92H196V91ZM200 90V91H199ZM204 90V91H203ZM211 90V91H210ZM27 91V92H26ZM60 91H61V93H60ZM188 91V92H187ZM199 91V92H198ZM30 92V93H29ZM58 92V93H57ZM191 92V93H190ZM199 93V94H197L196 95V93ZM202 92V93H201ZM208 92V93H207ZM27 93H28V95H27ZM49 93H50V95H49ZM55 93V96L54 95H52V94H54ZM205 93V94H204ZM16 94V97L14 96ZM25 94L27 95V96H25ZM45 94V95H44ZM46 94H48L47 95V97H49L50 99H52V100H54V102L51 100V102H50V100L49 101H47L46 99H47V97H46ZM204 94V95H203ZM218 94V95H217ZM224 94V95H223ZM18 95H19V97H18ZM21 95H22V97H24L23 99L24 100H27V101H25L24 102V100L21 98V100H23V102L19 99L20 97H21ZM198 95L199 96H201V98L202 99H211V100H217L216 102L218 103L217 104V107H219L220 108V111L222 110V112L224 111V110H227V114H229L228 116H226L225 117V115H226V111L224 112V117H225V119L224 118H222L221 120L219 119V121H217L218 120V117H217V119H215L214 121L212 120V117H211V119L208 117V116H205L204 114H202V113H198V111H197V109L199 108V106H200V103H201V100H199V98H198ZM29 96V97H28ZM188 96V97H187ZM197 96V97H196ZM205 96H207V98L205 97ZM15 97V98H14ZM28 97V98H27ZM220 97L222 98V99H220ZM27 98V99H26ZM31 100H30V99ZM13 101H12V100ZM43 99H45V100H43ZM55 99H56V101H55ZM16 100V101H15ZM19 100H20V103H18L19 102ZM29 100V101H28ZM178 100V99H177ZM179 100H180V98H179ZM82 101V102H81ZM2 102V103H3ZM4 102V103H5ZM11 102H13V103H10ZM27 102V103H26ZM31 102V103H30ZM48 102V103H47ZM1 104V108H0V110H3L4 111V107L6 108V103L5 104ZM24 103V104H23ZM26 103V104H25ZM47 104V107H46V104ZM52 103V104H51ZM264 103V102H263ZM16 104V105H15ZM18 104H20L21 106L23 105V108L19 105V107L17 106ZM29 104H30V106H33V108L32 107H30L29 106ZM55 104V105H54ZM60 104V105H59ZM84 106H83V105ZM262 104V103H261ZM2 105H4V106H2ZM25 105H27V106H29V107H27V106H25ZM37 105H38V108H36L37 107ZM43 105H45V106H43ZM50 105V106H49ZM57 105V107H55ZM67 105H68V108H67ZM72 105V106H71ZM75 105V107H73ZM14 106V107H13ZM43 106V107H42ZM53 108H52V107ZM59 106V107H58ZM81 106V107H80ZM84 107V109H82L83 107ZM10 107H13V108H10ZM34 107L37 109H34ZM44 107L47 109H44ZM51 107V110L49 109ZM56 109H55V108ZM70 107H71V110L72 111H74L75 112V114H74V116H71L72 114H73V112H72V114L69 116V114L71 113H69L68 111H69V109H70ZM77 107V108H76ZM79 107V108H78ZM217 107H215V104L213 105V108L211 109V111H214V112H216L217 110H219V109H217ZM262 107L264 108V106H263V104H262ZM262 107H261V109H262ZM14 108H20V110H18V112H16L17 111V109L15 110ZM44 109L43 111L45 112V114H48V115H45L44 114V112L43 111H39L40 109ZM73 108V109H72ZM197 108V109H196ZM13 111H12V110ZM31 109V110H30ZM41 109V110H42ZM49 109V110H48ZM75 109V110H74ZM78 109V110H77ZM85 109H86V111H85ZM14 110H15V112H14ZM30 110V111H29ZM33 110V111H32ZM52 110H54V111H52ZM63 110H67V112L69 113V114H67L66 116V120H67V122L68 123H66L65 122V126L63 125V124H61L62 126H64V127H62L61 125L59 126L58 125V128H56L57 126V124L59 123L58 121H60V123H61V120H58L59 118H57V117H59V115L60 114H63V113H66L65 111H63ZM78 111V114H77V111ZM84 110V111H83ZM89 110V111H88ZM260 110V109H259ZM32 111V112H31ZM40 112V114H43V115H45V116H38V112ZM80 111V112H79ZM196 111V112H195ZM263 112H261V113H263V114H258V115H260L259 117V120L260 119H263V120H261V121H264V110H262ZM14 112V113H13ZM29 112H31V114L29 113ZM43 112V113H42ZM48 112V113H47ZM49 112H51V113H49ZM195 112V113H194ZM217 112H219V111H217ZM231 112V113H230ZM18 113V114H17ZM80 113V114H79ZM90 113V114H91ZM108 113V112H107ZM259 113H260V111H259ZM10 114V115H11ZM35 114V115H34ZM37 114V115H36ZM39 114V115H40ZM82 114V115H81ZM86 114V115H85ZM89 114V115H90ZM110 114V113H109ZM231 114H235L234 116H233V118L231 117V119H230V121H229V118H230V116H231ZM30 115V116H29ZM34 115V116H33ZM223 115H222V117H223ZM257 115V114H256ZM258 115L257 116H255L254 115V117H258ZM35 119L36 117L37 118H39V120H42L43 119V121H39V120H36L35 119V121L32 119ZM40 117H41V119H40ZM46 119H45V118ZM73 117V118H72ZM106 117L108 118V116L106 115ZM109 117H111L110 115H109ZM234 117H237V118H234ZM262 117V118H261ZM72 118V119H71ZM79 118L81 119V120H79ZM107 118H105V119H107ZM114 118H115V116H114ZM114 118H110V120L108 119V120H106V121H108V124H110V125H113V127L111 128V129H104L103 131H100V132H95L94 131V129H91L92 127H87V128H85L84 127V129H83V131L84 132H86L85 134L86 135H97L98 137H104L105 135H107V134H109V132H116V128L114 127L115 125H118L117 124V121H116V119H114ZM132 118V117H131ZM227 118H228V122H226L227 121ZM57 119V120H56ZM254 119V118H253ZM33 120V121H32ZM47 122H46V121ZM80 122H79V121ZM112 120H114L113 122H112ZM211 120V121H210ZM223 120V121H222ZM225 120V121H224ZM232 120H233V122L235 123V125L233 124V123H231L232 122ZM255 120H258V119H255ZM258 120V121H259ZM37 121H38V125H37ZM109 121H110V123H109ZM127 121H130V120H127ZM126 121V122H127ZM215 122V123H213V122ZM247 121V120H246ZM253 121V120H252ZM27 122V123H26ZM125 122V123H126ZM210 124H217V125H214V128L212 127V125H210V127L211 128H208L209 127V123ZM212 122V123H211ZM24 123H26V124H24ZM36 123V124H35ZM63 123V122H62ZM124 123V124H125ZM229 123H231L230 125L227 124ZM237 123V124H236ZM30 124V125H29ZM37 125V128H36V126L35 125ZM41 124V125H40ZM43 124L45 125V127L47 126V128H45L44 126H43ZM78 124V125H77ZM88 124V123H87ZM240 124V123H239ZM27 125H26V127H27ZM33 125V126H32ZM40 125V126H39ZM226 125V126H225ZM41 127V126H43V127H41V128H39V127ZM234 126H237V127H235V128H233ZM62 127V128H61ZM123 128H125L124 130H125V132H128V130H127V126L125 127V126H122ZM135 127L136 126H134V127H132L131 129L132 130H134L135 129ZM62 130L61 132H59V133H62L63 135H61V134H59L58 133V131H60V129ZM120 128H121V126H120ZM140 129H141V131H139L137 134H129V133H133L132 131H131V129L129 128V131L130 132H128V133H125V132H118L117 134H114V136H113V138H112V140H113V142L115 143V148H113V150L111 151V153H110V155H108L107 157H105V161H107V163L108 164H112V165H114L115 166V168H116V170L118 171V172H121V173H124L125 171H127L128 169H130L132 172H134L135 174H136V176L138 175L137 173H136V167H137V165L136 164H138L140 161H139V159H141V158H139L138 156H136L137 154H136V152H140V153H142V149L144 148V145H143V141H141L142 139L143 140H145L146 142H147V140H149L150 138V136L149 137H147L148 136V130H145L144 129V127H139ZM213 128V129H212ZM261 128H262V126H261ZM260 128V129H261ZM264 128V127H263ZM262 128V129H263ZM29 129V130H28ZM39 129V130H38ZM42 129H44V130H42ZM45 129H47V131H45ZM139 129V130H140ZM221 129H218L217 131H219L220 132V130ZM228 129V130H227ZM232 129V130H231ZM239 129V130H240ZM252 129H254V128H252ZM252 129H251V132H252ZM259 129V130H260ZM34 130H36V131H34ZM40 130H42V132L43 133H45V134H43ZM57 132H56V131ZM221 130V131H222ZM229 130H231V132L233 131L234 132V130H236L234 133L232 132V134H231V132L229 131ZM40 131V132H39ZM45 131V132H44ZM217 131H213V135L212 134H210V135H212L213 137V139H214V136L215 137H217V134H218V132ZM238 131V132H237ZM241 132L240 133H242V131L243 130H240ZM248 131H250V130H248ZM258 131V130H257ZM34 132H37V133H34ZM47 132V133H46ZM67 132V133H66ZM215 132V133H214ZM223 132H221V134L220 135H222V133ZM227 132V133H226ZM244 132V131H243ZM253 132H256V130L254 129V131ZM260 132H264L263 130H261ZM31 133V134H30ZM40 133H42V134H40ZM56 133V134H55ZM64 133H66V134H64ZM210 133H212V132H210ZM230 135H229V134ZM259 133V132H258ZM34 134H37V136L39 135H42L41 136V138L39 137V139H38V137H36V135H34ZM58 134L59 135H61V136H58ZM147 134V135H146ZM225 134H228V136L227 135H225ZM34 136V138H33V136ZM46 135V136H45ZM231 135H232V137H231ZM237 136V138H235L236 136ZM255 135V136H254ZM254 135H253V133H252V135H246L245 134V137L243 136V133H242V138L244 139V140H241V139H239L238 140V145L237 144H235L236 142H234V150L233 149H228L231 145H227L225 142H226V139L222 136V138H219L220 136H218V139L217 138H215V139H217V140H219V139H221L220 141L221 142H224V140L223 139H225V146L223 145V143H221L220 141H217L218 143L217 144H215V143H213V144H215V145H217V146H215V147H217V148H219L218 150H222V151H224V153L222 154V153H220L223 157L222 158H224L225 157V159H223V164L224 165H229V166H232L233 164H234V162L237 164V161H239V157H240V155L241 154H244V153H242V152H244V150L243 151H241L240 149H239V147H241V146H239V141H241V142H245V144L246 143H248L247 145H244L243 143V145H242V149H246V147L248 148V146L249 147H251V148H253L254 150H252L251 148H248V149H250V150H246V151H252V153L254 154V155H256V158H254L255 159V161L257 160L258 162L256 163H254L253 161H252V159H253V155H251L252 153H250V155H246V154H244V156L242 155V157H240V159H241V164L240 163H238V164H240V165H242L241 167H240V170H241V172H242V175H243V177H242V179L241 180H243V181H245V179H246V182H248V180H250V182H248L247 183V185L248 184H250V185H248V186H250L251 187V189L250 188H248L247 189V191H246V193L248 192V196L247 197H253V194H254V197L255 198H259V199H264V151H262V150H264V144L262 145V149L260 148V150H257V149H259V148H257V149H255L256 148V142H259L260 140L261 141H263L264 140V133H261V134H258V137H257V139L259 140V141H257V139H256V136H257V133L255 134L254 133ZM260 135V136H259ZM229 136H230V139H229ZM29 137V138H28ZM30 137H32V139H34L35 141H33ZM42 137H44L45 139H43ZM53 137H56L57 139H59V140H57L56 138H53ZM59 137V138H58ZM66 137V136H65ZM259 137H262L263 139H259ZM46 138H50V139H48V141H47V139ZM52 138V139H51ZM67 138V137H66ZM146 138V139H145ZM149 138V139H148ZM31 139V140H30ZM41 140L42 142H39V141H37L36 142V140ZM215 139H214V141L213 142H215ZM46 140V141H45ZM50 140H52V141H54V142H52V143H50ZM57 140V141H56ZM223 140V141H222ZM246 140V141H245ZM28 141V142H27ZM43 141H44V147H43V145H40V144H42L43 143ZM60 141V142H61ZM141 143H140V142ZM144 141V142H145ZM260 141V142H261ZM63 142H65V143H63ZM149 142H151V141H149ZM148 142V143H149ZM264 142V141H263ZM36 143H38V144H36ZM40 143V144H39ZM47 143V144H46ZM152 143H153V141H152ZM262 143V142H261ZM28 144V145H27ZM32 144V145H31ZM63 144H65V145H63ZM145 144V143H144ZM219 144V145H218ZM220 144H222L221 146H220ZM258 144V143H257ZM37 147H36V146ZM63 145V146H62ZM66 145H68L67 147H66ZM146 145H147V143H146ZM150 144H148L147 145V147L149 146ZM235 145L237 146V148L239 149H237L236 147H235ZM259 145H260V143H259ZM35 147V148H33V147ZM41 147V148H39V147ZM142 146H143V148H142ZM201 146H203L204 147V145H200V147ZM246 146V147H245ZM258 146V145H257ZM7 147H8V149H7ZM207 147V146H206ZM233 147V146H232ZM245 147V148H244ZM20 148V149H19ZM146 148V147H145ZM209 148V147H208ZM224 148H226L225 150H223ZM231 148V147H230ZM236 148V149H235ZM16 149V150H15ZM27 149H28V151H27ZM40 149V150H39ZM42 149V150H41ZM47 149H48V152H45L44 151V157L42 156L43 154H41V153H43L42 151L43 150H46L47 151ZM207 149V148H206ZM21 150V151H20ZM32 152H31V151ZM33 150H34V153H33ZM35 150H37V151H35ZM39 150V151H38ZM76 150H79V148H77ZM142 150V151H141ZM199 150H202V148L201 149H199ZM238 150V151H237ZM9 151V152H8ZM24 151H26V152H28L27 154L28 155H26V153L24 152ZM239 151H241V152H239ZM253 151H255L256 153H254ZM259 151H261V152H259ZM8 152V153H7ZM23 152H24V154H23ZM31 152V153H30ZM38 152H39V154H38ZM41 152V153H40ZM91 152V151H90ZM225 152H226V154L228 155L227 157L225 156L226 154H225ZM259 152V153H258ZM48 153V154H47ZM245 153H248V152H245ZM33 154V156H37L38 157V159H36L37 157H34L33 158V156H30V157H26V159H24V157H25V155L26 156H29V155H32ZM37 154V155H36ZM200 154V153H199ZM48 155V156H47ZM139 155V154H138ZM196 155L198 156V158H195L196 160L198 159L199 161H202V160H204V161H202V163L204 164V162H206V160L207 159H205V158H199V155L198 154H194V157H196ZM43 158H42V157ZM45 156H47V158L45 157ZM177 156V158L175 157V160H176V163L171 167V163L170 162H168V161H166V163L164 164H162V167H163V169H164V171H162V173L160 174V175H158V173L157 174H154L155 176H152V178H150V180L149 181H143L142 179H140V181L141 182H144V185H145V187H143V190L142 191H140V190H138V189H136V187L138 188V186L139 185H136V184H133L132 185V178H134V182L135 181H137L138 182V180H139V178L137 179V178H135V175L131 178V181L129 180V175L131 174V171L130 172H125L124 173V175H127V180H129L130 181V183H128L129 185L131 184L132 186H134V188H135V190H131V189H133V188H131L132 186H130V188L128 187L129 185H127V187L129 188V190H131V191H134V192H138V193H145V192H147L148 193V200H145V202L141 205L142 207L141 208H143V207H145V209H148V206H149V208L151 207V205L154 207V211L155 212H159L160 211V209L162 208V207H164L165 205H166V203L168 202V201H171V202H173L174 201V212H175V215H176V220H177V222H169V223H171L170 224V229H169V223H165L164 224V226H163V224L162 225H160V223H155L153 226L155 227V231H156V236H157V238H156V240H155V243L157 244V243H159V244H157L155 247L154 246H152V249H151V247L149 248H147V250H142L141 249V247H139L137 250H135L134 252H131L130 253V255H129V253L126 255L125 253H126V250H125V247L123 248V250H119V251H116L117 253H115L114 251L112 252V253H110L109 254V256H111L113 253H115V255H116V258H115V255L112 257H109L113 262H115L116 260H118V259H122L123 258V260L124 261H127V263L128 264H159V262L161 263H163L164 262V264H171V262H172V264H264V246H263V243H264V241H262V239H260V240H258L259 239V237H261V235L263 236L264 234V230H262L263 231V233H260V232H262V231H259V230H261V227L260 226H263L264 227V202H263V200H261L263 203H262V205H260V206H263L262 208L263 209H261V210H259L258 209V211H261L260 213H262V210H263V213H262V216H263V219L262 220H260L261 219V214H260V216H259V214H258V211H257V219H255V220H253L252 221V218L250 219L249 217V215H247L246 214V212H245V208H244V206H242V205H240V203L238 204V203H236L237 201H233V199H234V197H231L230 196V198L228 197V196H226L222 191H218V190H215V189H212V186L211 185H209L208 184V179L207 178H205V175H207L208 173V171H207V169H204V166H202L203 164H201L200 166H202V168L200 169H197V170H194V171H189L188 170V164H187V162L186 161H184L183 159H182V161L180 160V156L177 154L176 155ZM249 156V157H248ZM253 156V157H252ZM138 157V158H137ZM193 157V158H194ZM201 157V156H200ZM252 159H251V158ZM30 158V159H29ZM39 158L41 159V160H39ZM44 158H45V160H44ZM104 158V157H103ZM21 159H23V161L24 160H27V159H29V160H27L25 163L23 162V161H21ZM253 159V160H254ZM103 160V161H104ZM19 161V162H18ZM208 162H209V160H207ZM248 161L251 163V161H252V164L249 166V164L250 163H248ZM14 162V163H13ZM17 162V163H16ZM21 162H22V164H21ZM44 162V163H43ZM46 162V163H45ZM49 162V163H48ZM168 162V163H167ZM261 162V163H260ZM23 163L25 164V165H23ZM38 163H39V165H38ZM40 163H42V164H40ZM170 163V164H169ZM207 163V162H206ZM205 163V164H206ZM233 163V164H232ZM244 163L246 164L245 166H244ZM19 164H20V168H19ZM48 164H50V165H48ZM204 164V165H205ZM210 164V163H209ZM209 164H208V166H206V168H208L209 167ZM213 163H211V165H212ZM254 164V165H253ZM257 164V165H256ZM259 164H262L261 166L259 165ZM15 165H18V166H15ZM136 165V166H135ZM180 165V169L181 168H183V170L181 171L180 169V171L182 172V174L180 173V172H178L177 171V169H174L175 167H177V166H179ZM213 165H215V164H213ZM212 165V166H213ZM253 165V166H252ZM40 166L41 168V170H39L38 169V171H37V168ZM44 166H46V167H44ZM48 166V167H47ZM211 166V167H212ZM216 166V165H215ZM237 166H239V165H237ZM257 166H259L260 168L261 167H263V168H261V171H257L258 169H259V167L257 168ZM243 167V168H242ZM252 167H254V169H255V167L257 168V170L255 169V171L254 170H252ZM52 168H53V170H52ZM25 169V170H26ZM51 171H50V170ZM132 169H134V170H132ZM136 169V170H135ZM23 171V172H25L26 174H27V172H29V171ZM47 170H49L50 172H51V174L49 173V172H46ZM160 170V169H159ZM166 170V171H165ZM208 170H210V169H208ZM37 171V172H36ZM185 171V173H183ZM257 171V172H256ZM46 173H48V174H50L49 176H48V174H46ZM127 173H130V174H127ZM251 173V174H250ZM22 174V171H20V174H19V178L21 177L20 175ZM24 174V173H23ZM22 174V175H23ZM41 174H38V175H41ZM45 174V175H44ZM186 174V177L188 176L189 177V179H190V181L191 182H193V184L197 187V190H193V191H191V194H192V192L194 193V195H195V197H200V196H205L204 198H206V196H208L207 197V199L208 200H212V199H216L215 201H218V203L217 202H214V204H217V205H215L214 206V204H211V206H210V208L211 209H209V210H206V211H204V209H202L201 210V206L199 205V204H196V206L195 205H192V203L191 202H189L188 201V199L186 198V195H183V193H184V190L182 189L183 187H181L180 188V186H183V184L185 185V181H183V179H182V176L183 175H185ZM245 174H247V175H245ZM262 174V175H261ZM261 175V176H260ZM25 176V175H24ZM41 176V177H42ZM129 176V177H128ZM3 176L1 175L0 176V183H2V184H4L5 182L7 183L8 182V180H7V177H5V175H4V177L3 178H5V180L2 178ZM40 177V176H39ZM46 177V178H45ZM137 177H139V175L137 176ZM258 177H259V179H258ZM44 180V181H45ZM133 182V183H134ZM253 182H254V184H253ZM51 184V185H50ZM253 184V185H252ZM135 185H136V187H135ZM45 186H46V188H45ZM140 187V186H139ZM216 187H219V186H215V188ZM127 188V189H128ZM249 190H250V194H249ZM253 190V191H252ZM215 191V192H214ZM254 192V193H252V192ZM176 192V193H175ZM197 192V193H196ZM182 193V194H181ZM196 193V194H195ZM202 193V194H201ZM204 193V194H203ZM206 193H208V194H206ZM197 194H198V196H197ZM199 194H200V196H199ZM98 195H100V196H98ZM252 195V196H251ZM54 196V197H53ZM14 197H16V198H14ZM228 197V198H227ZM211 198V199H210ZM233 198V199H232ZM16 199V200H15ZM138 199L139 200H141V198H135L134 197V200L135 201H138ZM226 199H227V201H226ZM229 199V200H228ZM133 200V201H134ZM100 201V200H99ZM221 201V202H220ZM229 201L231 202H234V203H230L229 204ZM57 202V203H56ZM54 203H56V204H54ZM60 203H61V205L62 206H60V208L58 207L59 205H60ZM81 203V204H80ZM105 202H102V201H100V204H98V205H96L95 206V208H98L99 207V209L101 210V208H100V205L101 206H103L102 204H104ZM142 203V202H141ZM141 203H139V205L141 204ZM221 203V204H220ZM225 203H228L229 205H230V207H228V206H226V204ZM65 204V205H64ZM219 204V205H218ZM235 206H234V205ZM261 204V203H260ZM55 205V206H54ZM65 206V209H67V221H70V223H67L66 225H65V227H64V231H63V233H65V234H63L62 232L58 235L59 237H57L56 238V241L54 240L53 242H50L49 244H47V243H45V244H43V243H41L42 242V240H41V236L38 234V232H39V230H40V226H42V223H41V221H42V218H43V215L48 211V209L49 210H51L52 209V207H53V209H55L56 208V210H57V208L58 209H62V207H63V209H64V206ZM106 205V204H105ZM199 205V206H198ZM222 205H225V208H226V210L225 209H221V207H222ZM67 206V207H66ZM215 207V209H217V210H220V212L219 213H222L223 215L222 216H220V217H218V219H217V221H218V223H220L219 225H220V229H218L219 230V232H220V234H222V235H217V234H214V233H216V231H215V229L214 228H211L210 226V223H208V224H206L207 223V221L209 222V218L211 219V217L212 216H210V215H213L214 216V212L215 211H217V210H215L214 209V207ZM217 206H220V208L219 207H217ZM55 207V208H54ZM72 207V208H71ZM85 208V207H84ZM219 208V209H218ZM229 208V209H228ZM233 208V209H232ZM68 210H70V211H68ZM210 210H215V211H210ZM233 210H235V212H236V210H238L236 213L233 211ZM147 211V210H146ZM226 212V214H225V212ZM233 211V212H232ZM244 212L243 214L244 215H242V213H240V212ZM18 212V213H17ZM84 213H86V211L84 210L83 211ZM229 212V213H228ZM3 213V214H2ZM69 213V214H68ZM209 213H211V214H209ZM232 213H233V217L234 218H232ZM18 214V215H17ZM86 214H88V213H86ZM236 215V217H235V215ZM242 216H241V215ZM152 213H151V217H152ZM90 216V215H89ZM226 216H228V217H226ZM231 216V217H230ZM240 216H241V219H240ZM248 216V217H247ZM223 217V218H222ZM245 217H246V220H245ZM19 218H21L22 220H23V223H22V227L21 228H19V226H16V222H17V220H19ZM93 218H95V216L93 215ZM220 218H221V220H220ZM229 218H230V220H229ZM249 218V219H248ZM153 219H155V218H153ZM226 219H228V220H226ZM243 219V221H245L246 223L245 224H247L248 223V225H246V227L245 228H242V229H244V230H242V229H240L241 227H242V225H243V221H240V220H242ZM248 219V220H247ZM259 219V220H258ZM52 221H53V219H51ZM224 220V221H223ZM237 220H239V221H237ZM250 220V221H249ZM95 221V220H94ZM221 221H223V222H221ZM236 221V222H235ZM258 221H260L262 224L260 225V222L258 223ZM91 222H92V219H91ZM229 222V223H228ZM239 222H241V223H239ZM251 222H253V223H251ZM174 223H176V224H174ZM200 223V224H199ZM203 223V225L206 227H203V226H201V224ZM221 223H223L222 225L223 226H221ZM230 224V225H228V224ZM239 223V224H238ZM250 223V224H249ZM258 223V225H256ZM15 224V225H14ZM166 224H168V225H166ZM233 224V225H232ZM236 224H237V226H236ZM252 224V225H251ZM165 225H166V227L167 228H163V227H165ZM191 225H193V226H191ZM194 225H196V226H194ZM225 225V226H224ZM39 226V227H38ZM152 226V227H153ZM174 226V228H172ZM189 226H191L192 227V230H196L197 231V229L199 230L201 227H203V228H201V230H203L204 228H205V230H204V233L205 234H208V235H210V237L209 238H211V239H208L209 240V243H211V245L209 244V246L207 245V247H206V249H204V253H206V256H205V254L203 255V257H200L199 256V254H200V252H198V251H195V252H188V251H185V248H186V234L184 233V230H185V228H187V227H189ZM199 226V227H198ZM201 226V227H200ZM227 226V227H226ZM236 228H235V227ZM240 226V227H239ZM248 226V227H247ZM250 226V227H249ZM254 226H255V228H254ZM258 226V227H257ZM70 227H73L72 229L70 228ZM193 227H195V228H193ZM210 227V228H209ZM221 227H222V229H221ZM230 227L231 228H233L232 230L230 229ZM257 227V228H256ZM262 227V229H264ZM39 228V229H38ZM160 228V229H159ZM174 229V230H172V229ZM227 228V229H226ZM238 228V229H237ZM76 229L79 231H76ZM86 229H88V230H86ZM162 229V230H161ZM176 229L178 230V231H176ZM255 229H258V231L257 230H255ZM85 230V231H84ZM168 230V231H167ZM227 230V231H226ZM234 230V231H233ZM242 230V231H241ZM248 230V231H247ZM251 230V231H250ZM253 230H254V232H253ZM37 231V232H36ZM88 231V232H87ZM169 231H170V233L171 232H173L174 231V233H176V234H178V235H176V234H171L170 235V233H169ZM208 231V232H207ZM213 231V232H212ZM223 231V232H222ZM232 231H233V233H232ZM257 231V232H256ZM68 232H69V234H68ZM74 232V233H73ZM163 232V233H162ZM166 232V233H165ZM168 232V233H167ZM178 232V233H177ZM242 232V233H241ZM245 232V233H244ZM252 232V233H251ZM75 233H77V235L75 236ZM86 233V234H85ZM162 233V234H161ZM210 233V234H209ZM212 233V234H211ZM228 233H229V235H228ZM236 233V234H235ZM245 235H244V234ZM251 233V234H250ZM257 233V234H256ZM71 234V235H70ZM81 234H83V237H82V235ZM168 236H167V235ZM225 236H224V235ZM253 234V235H252ZM258 234H260V235H258ZM39 235V236H38ZM73 235V236H72ZM84 235L87 237H84ZM165 235V236H164ZM172 237L173 236V238H171L170 236ZM174 235H175V237H174ZM201 236H202V234H200ZM231 235V236H230ZM235 235V236H234ZM237 235V236H236ZM254 235H256V236H254ZM257 235H258V239L256 238L257 237ZM61 236V237H60ZM80 236V237H79ZM162 236V237H161ZM218 236H219V238H218ZM240 236H241V238H240ZM246 236V237H245ZM249 236H251V237H249ZM133 237V236H132ZM131 237V238H132ZM213 237V238H212ZM215 237H217V238H215ZM227 237V238H226ZM230 237V238H229ZM60 238V239H59ZM77 238H78V240H77ZM81 238V239H80ZM84 240H83V239ZM134 238H135V236H134ZM164 238L166 239V240H168L169 238L171 239H169L168 241H166V240H164ZM222 238V239H221ZM225 238V239H224ZM247 238V239H246ZM253 240H252V239ZM255 238V239H254ZM263 238V240H264V237H262ZM86 239V240H85ZM133 239V238H132ZM236 239V240H235ZM251 240V242H250V240ZM79 240H80V242H79ZM82 240H83V242H82ZM159 240V241H158ZM162 240V241H161ZM173 240V241H172ZM219 242H218V241ZM238 240V241H237ZM240 240V241H239ZM254 240H255V242H254ZM76 241H78V242H76ZM86 241V242H85ZM158 241V242H157ZM166 241V242H165ZM214 241V242H213ZM223 241V242H222ZM260 241V243H257V242H259ZM164 244L165 245V243H166V245L162 248V244ZM168 242H170V243H168ZM173 242V243H172ZM240 242V243H239ZM247 242V243H246ZM76 243V244H75ZM43 244V245H42ZM79 244L81 245V246H79ZM85 245V246H83V245ZM219 244V249H218V247H217V245ZM255 244V245H254ZM259 244H260V246H259ZM42 245V246H41ZM46 245V246H45ZM160 245H161V247H160ZM173 245L175 246V247H173ZM212 245H214V246H212ZM225 245V246H224ZM230 245V246H229ZM233 245V246H232ZM236 245V246H235ZM83 246V247H82ZM172 246V247H171ZM211 246V247H210ZM222 246V247H221ZM227 246V247H226ZM245 246H247V247H245ZM254 246V247H253ZM257 248H256V247ZM259 246V247H258ZM263 246V247H262ZM165 247H170L169 249L167 248V250L166 251H164L165 250ZM250 247V248H249ZM260 247H261V249H260ZM81 248V249H80ZM211 248V249H210ZM223 249V251H222V249ZM234 248V249H233ZM253 248V249H252ZM83 249V250H82ZM154 249H156V251H154ZM160 249H162V251L160 250ZM164 249V250H163ZM175 249V250H174ZM208 249V250H207ZM215 249H217V251L219 252H217V253H215L214 251H212V250H215ZM229 249V250H228ZM245 249H247V250H245ZM82 250V251H81ZM140 250V251H139ZM152 250V252L154 251L155 252V254H153V253H151V252H149V251H151ZM169 250V251H168ZM173 250V252H170V251H172ZM206 250H207V252H206ZM261 250H263V251H261ZM78 251H81V252H78ZM120 251H122V254H119V253H121ZM161 251V252H160ZM163 251H164V253H163ZM7 252V253H6ZM119 252V253H118ZM158 252V253H157ZM211 252V253H210ZM223 252H224V254H223ZM238 252H240V253H238ZM259 252V253H258ZM79 253V254H78ZM199 253V254H198ZM203 253V252H202ZM208 253H210L211 254V256H210V254H208ZM215 253V254H214ZM225 253H226V255H225ZM235 253V254H234ZM255 253V254H254ZM165 254V255H164ZM220 254V255H219ZM221 254H222V256H221ZM262 254V255H261ZM78 255V256H77ZM130 257H129V256ZM155 255H157V256H155ZM171 255H172V257H171ZM209 255V256H208ZM234 255V256H233ZM248 255V256H247ZM258 255V256H257ZM261 255V256H260ZM58 256H59V258H58ZM92 256H94V255H91V257L89 256L88 258H87V260H86V264H94V262L93 261H95V259H97L96 258V256H95V259H91V258H93ZM196 258H195V257ZM215 256V257H217V258H215L214 257V260L212 259L213 257ZM227 256V257H226ZM251 256H252V258H251ZM255 256V257H254ZM171 257V258H170ZM175 257V258H174ZM201 259H200V258ZM226 257V258H225ZM243 257V258H242ZM247 257V258H246ZM258 257V258H257ZM78 258V259H77ZM159 258V259H158ZM237 258V259H236ZM255 258V259H254ZM258 259V262H257V259ZM261 258H263L262 260H261ZM61 259V260H60ZM116 259V260H115ZM161 259H163V260H161ZM170 259V260H169ZM178 259V260H177ZM220 259H221V261H220ZM228 259V260H227ZM251 259V260H250ZM90 260H91V262H90ZM158 261L157 263H155L156 261ZM161 260V261H160ZM172 260V261H171ZM204 260L205 261H207V262H204ZM214 262H213V261ZM218 260V261H217ZM239 260V261H238ZM75 263H74V262ZM170 261V262H169ZM178 261V262H177ZM211 261V262H210ZM228 261V262H227ZM246 261V262H245ZM260 261V262H259ZM262 261V262H261ZM200 262V263H199ZM219 262V263H218ZM1 264V263H0ZM2 264H7V260H4V261H2Z\"/></svg>",
	"mask_w": 264,
	"mask_h": 264
},
{
	"label": "built area",
	"instance_id": "built-area-1",
	"mask_svg": "<svg viewBox=\"0 0 264 264\" xmlns=\"http://www.w3.org/2000/svg\"><path fill=\"white\" fill-rule=\"evenodd\" d=\"M69 217L71 222L76 226L86 227L90 224L89 216L80 211H76V210L71 211ZM39 264H43V263H39Z\"/></svg>",
	"mask_w": 264,
	"mask_h": 264
}]
</instances>
